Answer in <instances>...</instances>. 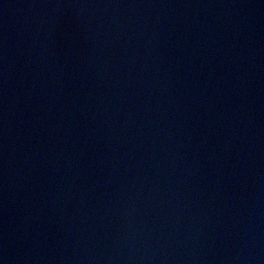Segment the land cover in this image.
<instances>
[{
	"label": "water",
	"instance_id": "obj_1",
	"mask_svg": "<svg viewBox=\"0 0 264 264\" xmlns=\"http://www.w3.org/2000/svg\"><path fill=\"white\" fill-rule=\"evenodd\" d=\"M0 264H264V0H0Z\"/></svg>",
	"mask_w": 264,
	"mask_h": 264
}]
</instances>
